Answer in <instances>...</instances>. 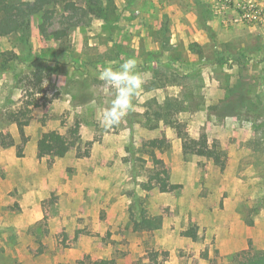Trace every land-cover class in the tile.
Here are the masks:
<instances>
[{
	"label": "rangeland",
	"instance_id": "rangeland-1",
	"mask_svg": "<svg viewBox=\"0 0 264 264\" xmlns=\"http://www.w3.org/2000/svg\"><path fill=\"white\" fill-rule=\"evenodd\" d=\"M113 1L111 25L91 19L59 40L61 2L46 35L32 18L0 37V264L255 259L264 250V0ZM133 57L142 91L126 121L105 129L112 97L98 70ZM51 131L78 136L63 158L39 156ZM200 147L217 155L198 156ZM157 173L178 189L163 191ZM141 216L159 217L160 228L134 231Z\"/></svg>",
	"mask_w": 264,
	"mask_h": 264
},
{
	"label": "trees",
	"instance_id": "trees-1",
	"mask_svg": "<svg viewBox=\"0 0 264 264\" xmlns=\"http://www.w3.org/2000/svg\"><path fill=\"white\" fill-rule=\"evenodd\" d=\"M105 1L106 6L102 5V0H86V7H82L70 0H28L18 3H12L10 0H0V37L22 31L28 27L32 18L38 19V30L42 36L46 35L48 27L52 26V21L57 15L56 5L61 2L65 3L67 16H63V21L60 22L63 28L58 31L59 40L67 38L72 28L87 25L91 19H101L105 24L111 25L109 17L114 10V1ZM241 56L239 54L234 55L231 57V61L239 65ZM218 63L221 65L230 64L225 57H220ZM70 136L71 139L56 131L43 134L38 142L39 156L63 158L75 146L78 139L75 132H72ZM197 155L213 158L217 154L207 150V147H200L197 150ZM155 162L156 164L161 163L156 159ZM155 180L163 191L178 189V186H169L166 179L158 173L155 175ZM160 226L161 220L159 217L147 218L141 216L137 222L133 223V230L137 232L151 231L159 229ZM239 264H264V250L255 259H247Z\"/></svg>",
	"mask_w": 264,
	"mask_h": 264
},
{
	"label": "clouds",
	"instance_id": "clouds-1",
	"mask_svg": "<svg viewBox=\"0 0 264 264\" xmlns=\"http://www.w3.org/2000/svg\"><path fill=\"white\" fill-rule=\"evenodd\" d=\"M138 64L139 61L133 57L125 59L118 68L100 66L97 78L103 82L104 92L112 97L108 107L100 114V123L105 129L119 127L134 110L133 101L140 95L145 83Z\"/></svg>",
	"mask_w": 264,
	"mask_h": 264
}]
</instances>
